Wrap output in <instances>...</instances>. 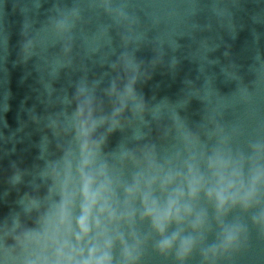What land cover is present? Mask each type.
<instances>
[{
    "label": "water",
    "instance_id": "obj_1",
    "mask_svg": "<svg viewBox=\"0 0 264 264\" xmlns=\"http://www.w3.org/2000/svg\"><path fill=\"white\" fill-rule=\"evenodd\" d=\"M80 112L105 121L94 170L118 211L137 180L161 207L183 192L163 234L136 198L118 226L134 264H264V0H0V264L51 258Z\"/></svg>",
    "mask_w": 264,
    "mask_h": 264
},
{
    "label": "clouds",
    "instance_id": "obj_2",
    "mask_svg": "<svg viewBox=\"0 0 264 264\" xmlns=\"http://www.w3.org/2000/svg\"><path fill=\"white\" fill-rule=\"evenodd\" d=\"M128 94L131 95L130 88ZM78 116L80 163L75 173L71 164L67 165L60 183V201L56 205L54 214L47 221L48 237L42 243V248L46 252L51 245L52 256L50 259L43 255L37 257L35 264H113L112 252L117 240L123 247L124 264H134L135 245L130 248L125 243L124 237L118 232V226L121 223L131 226L135 216L132 205L136 198L139 197L143 207L142 218H150L157 231L163 234L172 219L180 220L179 199L183 196V192L178 190L171 194L166 206L161 207L153 198L152 182L142 189L137 180L133 186L125 188L124 210L118 211L115 189L106 176V168L101 166L98 170H94L102 138L94 140L93 133L105 121L93 119L91 112L87 117L83 112ZM189 173L192 177L189 180V194L195 196L200 181L191 168ZM171 182L172 177L169 176L162 188ZM209 195L211 196L212 193ZM250 195L244 199L246 206ZM216 199L222 208L230 198L220 191L216 193ZM178 235L179 233L174 234L170 239H163L160 244L161 250L171 248ZM133 239H135L134 235ZM28 242H31L30 238L17 240L21 245H26ZM190 246V240H183L179 255L181 257L185 255ZM29 264L32 262L30 261Z\"/></svg>",
    "mask_w": 264,
    "mask_h": 264
}]
</instances>
